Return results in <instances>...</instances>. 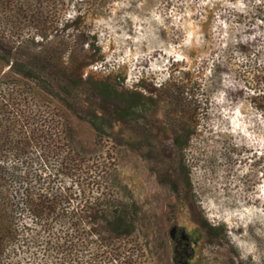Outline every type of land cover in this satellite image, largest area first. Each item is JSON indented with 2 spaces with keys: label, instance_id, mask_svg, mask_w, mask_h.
Here are the masks:
<instances>
[{
  "label": "rangeland",
  "instance_id": "374dc122",
  "mask_svg": "<svg viewBox=\"0 0 264 264\" xmlns=\"http://www.w3.org/2000/svg\"><path fill=\"white\" fill-rule=\"evenodd\" d=\"M262 1L68 5L63 37L79 23L97 49L85 47L67 75L81 87L68 90L69 105L0 58V80L29 91L35 109L69 126L83 156L110 167L105 184L116 186L112 199L132 219L143 264H186L172 249L173 234L183 233L192 264H264ZM174 84L187 92L181 107ZM95 88L108 97L96 99ZM21 219L10 264L41 258L43 232Z\"/></svg>",
  "mask_w": 264,
  "mask_h": 264
},
{
  "label": "trees",
  "instance_id": "16d2710c",
  "mask_svg": "<svg viewBox=\"0 0 264 264\" xmlns=\"http://www.w3.org/2000/svg\"><path fill=\"white\" fill-rule=\"evenodd\" d=\"M106 1L0 0V58L15 73L71 104L68 90L81 87L67 75L85 47L97 49L93 33L82 31L79 23L73 26L74 33L63 37L61 31L68 27L60 28L61 12L68 5ZM37 37L42 43L35 41ZM66 55L71 62H66ZM75 74L83 80L77 70ZM173 87L172 103L185 105L187 92L178 84ZM91 92L96 99L108 97L98 88ZM34 106L29 91L0 80V264H10L19 248L24 214L44 234L41 258L31 264H143V249L132 236V219L112 199L116 186L105 184L110 167L83 156L71 142L69 126L62 123L61 130V121ZM95 128L100 130L96 123ZM172 240L174 260L192 264L187 251L190 237L173 234Z\"/></svg>",
  "mask_w": 264,
  "mask_h": 264
}]
</instances>
